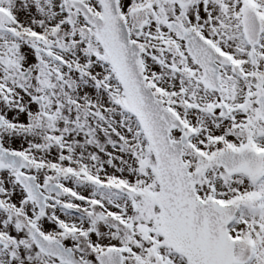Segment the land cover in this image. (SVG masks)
I'll return each mask as SVG.
<instances>
[{
    "label": "snow or ice",
    "instance_id": "1",
    "mask_svg": "<svg viewBox=\"0 0 264 264\" xmlns=\"http://www.w3.org/2000/svg\"><path fill=\"white\" fill-rule=\"evenodd\" d=\"M0 264H264V0H0Z\"/></svg>",
    "mask_w": 264,
    "mask_h": 264
}]
</instances>
